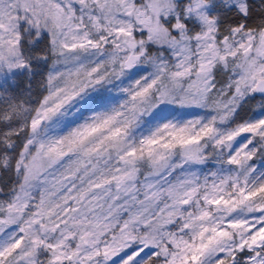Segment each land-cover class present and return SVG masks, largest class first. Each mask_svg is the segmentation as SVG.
<instances>
[{"label":"rangeland","instance_id":"374dc122","mask_svg":"<svg viewBox=\"0 0 264 264\" xmlns=\"http://www.w3.org/2000/svg\"><path fill=\"white\" fill-rule=\"evenodd\" d=\"M260 80L264 0H0V264H264Z\"/></svg>","mask_w":264,"mask_h":264},{"label":"water","instance_id":"95a60500","mask_svg":"<svg viewBox=\"0 0 264 264\" xmlns=\"http://www.w3.org/2000/svg\"><path fill=\"white\" fill-rule=\"evenodd\" d=\"M128 64V61L126 62V65ZM134 67V65H132V68ZM255 95L258 98H264V80H260L256 86H255V90H254Z\"/></svg>","mask_w":264,"mask_h":264}]
</instances>
